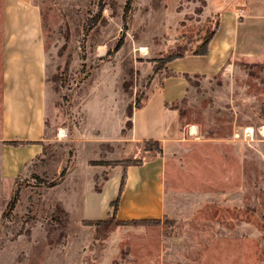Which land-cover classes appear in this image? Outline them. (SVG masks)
Listing matches in <instances>:
<instances>
[{
    "label": "rangeland",
    "instance_id": "obj_1",
    "mask_svg": "<svg viewBox=\"0 0 264 264\" xmlns=\"http://www.w3.org/2000/svg\"><path fill=\"white\" fill-rule=\"evenodd\" d=\"M35 2L43 15L48 141L16 180L0 182V264H264V26L251 29L248 53L226 71L189 80L178 137L161 143V154L129 141L132 112L154 78L167 75L158 62L192 54L218 12L244 0H135L126 25L127 0ZM110 110L125 120L113 141L106 140L116 137ZM159 155L162 217L85 219L84 197L111 173L101 196L116 199L115 171L125 169L114 163ZM16 189V207L3 218ZM95 206L97 217L106 216L105 204ZM151 220L158 223L142 222Z\"/></svg>",
    "mask_w": 264,
    "mask_h": 264
},
{
    "label": "crops",
    "instance_id": "obj_2",
    "mask_svg": "<svg viewBox=\"0 0 264 264\" xmlns=\"http://www.w3.org/2000/svg\"><path fill=\"white\" fill-rule=\"evenodd\" d=\"M232 8L218 12V30L206 56L188 55L177 59L169 63L167 68L171 74L166 75L161 83L158 75L154 78L148 98L129 119L132 124L130 142L154 140L166 145L175 141L179 133V112L171 106L185 98L189 80L196 76L218 75L227 70L231 59L248 53L251 29L264 26V0H244L243 4L237 3ZM0 67V182L8 183L16 180L43 154L48 141V76L43 15L35 0H0ZM110 113L109 119L116 120V130L112 132L116 137H108L107 141L118 139L125 122L120 120L118 113L112 110ZM164 172L165 161L160 155L151 157L142 166L129 167L117 218L162 217L165 213ZM115 174L113 191L118 193L117 198L122 176L119 170ZM111 177L112 173L100 191L92 189L84 197L82 214L85 219L99 220L110 213L111 203L116 199L105 200L101 195ZM98 204L100 207L105 204L106 216L97 217L101 214L95 210Z\"/></svg>",
    "mask_w": 264,
    "mask_h": 264
},
{
    "label": "trees",
    "instance_id": "obj_3",
    "mask_svg": "<svg viewBox=\"0 0 264 264\" xmlns=\"http://www.w3.org/2000/svg\"><path fill=\"white\" fill-rule=\"evenodd\" d=\"M134 1L135 0H127V2H126V5L124 7V18H123L124 19V23H125L124 25H126V20H127L128 16L130 15V13L132 11V6H133ZM102 10H103V4L101 2L100 3V12H102ZM218 26H219V20L217 21V24H216L215 29L212 31V33L209 36H207L203 40V43L201 44V46L197 50H195L192 54H189V55L206 56L208 54L209 44H210V42L212 41V39L214 38V36H215V34L217 32ZM124 27L126 29V26H124ZM123 42H124V38H121L119 40V42L117 43L115 49L113 51H111V53H114V52L119 51V49L123 45ZM186 56H188V55H186L184 53L170 54L167 57L161 59L158 63L161 64V65L162 64L165 65L164 70H165V72H166L167 75H170L171 73L168 70L167 65L169 63L177 60V59H181V58H184ZM157 69L155 68V73L158 72V71H161V70H157ZM178 103L179 102L172 104L171 108L172 109L179 110ZM166 106H168V104H166ZM138 108H140V107H138ZM130 125H132L131 122H130ZM143 143H144V147H143V152L144 153H147V154H151V153L161 154L162 153L161 142L154 141V140H149V141H144ZM13 145H18V143H13ZM146 162H147V160L144 161V159L141 158L140 160L131 159V160L118 161V162L114 163V166H121V167H123L125 169V172L122 175V181H121V187H120V194L116 198V200H114L111 203V208L113 210H112V212H110L108 214V218L106 220H108L109 218L111 220L112 219H115V216H116L117 211H118V208H119V203H120V200H121V194L123 193L124 188H125V184H126V179H127V174L126 173H127V169L129 167H132V166H142ZM99 164H102V163H99ZM65 175H66V170H64L62 172L61 178H64ZM57 184H58V182H53L51 184V186H54V185H57ZM18 199H19V193H18V191L16 189L14 191V193H13V196H12L11 200L9 201V203L7 205L6 211L3 214V218H7L14 211V209L16 207V204L18 202ZM106 220H98L96 222H97V224H100V223H103ZM142 222L143 223H158V221H153V220H151V221H142Z\"/></svg>",
    "mask_w": 264,
    "mask_h": 264
},
{
    "label": "bare ground",
    "instance_id": "obj_4",
    "mask_svg": "<svg viewBox=\"0 0 264 264\" xmlns=\"http://www.w3.org/2000/svg\"><path fill=\"white\" fill-rule=\"evenodd\" d=\"M141 51H142L143 53H146L147 49H146L145 47H143V48H141ZM191 130H192V129H191ZM194 133H195V131H194Z\"/></svg>",
    "mask_w": 264,
    "mask_h": 264
}]
</instances>
